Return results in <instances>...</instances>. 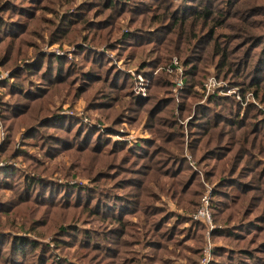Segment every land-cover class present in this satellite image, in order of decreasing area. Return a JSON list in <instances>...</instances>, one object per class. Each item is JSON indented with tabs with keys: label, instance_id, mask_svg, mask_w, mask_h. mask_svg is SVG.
Wrapping results in <instances>:
<instances>
[{
	"label": "rangeland",
	"instance_id": "374dc122",
	"mask_svg": "<svg viewBox=\"0 0 264 264\" xmlns=\"http://www.w3.org/2000/svg\"><path fill=\"white\" fill-rule=\"evenodd\" d=\"M116 1L0 0V264H264V0Z\"/></svg>",
	"mask_w": 264,
	"mask_h": 264
},
{
	"label": "trees",
	"instance_id": "16d2710c",
	"mask_svg": "<svg viewBox=\"0 0 264 264\" xmlns=\"http://www.w3.org/2000/svg\"><path fill=\"white\" fill-rule=\"evenodd\" d=\"M106 1H108L107 8L109 10H112V11L116 12L117 9H118L116 7L117 1L116 0H106ZM212 7H214V6H212ZM210 11H214V10L211 9ZM82 14H83V12H80L78 14L79 20H76L74 18L72 19V20H76L75 26L81 25V27H84V26L89 25V19L86 18V17H84ZM208 14H209V12L208 11H205L204 16L207 17ZM195 25L198 28V24L196 22H195ZM83 29H86V28H83ZM56 58H58V57H56ZM252 88H255V87H252ZM216 121H217V117L215 116V119L209 125L210 128H211L209 130H212V131L205 133V136H206L205 137V141H204L205 146H208L210 143H214L213 142L214 141V136H215V132L214 131H218L217 128H220L221 129L223 127V125L220 124V122L216 124ZM209 126H207V128ZM218 133H219V131H218ZM139 193H140L139 196L141 197L140 198L141 199L140 200V204H141L142 210H144L146 208V206H145V203H146L145 201L146 200L145 199L147 197V190H145L144 188H142ZM124 202H126V201H124ZM108 207H112V205H109ZM103 213L104 214H107L108 212H103ZM109 213H110L109 218H111L112 220L116 221L119 226H124V221H123L122 218L116 217V214H112L111 212H109ZM125 219H126V217H125ZM76 231H77V234L76 235H78V232L80 233V230H76ZM149 264H152V263H149Z\"/></svg>",
	"mask_w": 264,
	"mask_h": 264
},
{
	"label": "built area",
	"instance_id": "2783aa9c",
	"mask_svg": "<svg viewBox=\"0 0 264 264\" xmlns=\"http://www.w3.org/2000/svg\"><path fill=\"white\" fill-rule=\"evenodd\" d=\"M196 218H201L206 222H211L212 218H211V213L208 207V204H204L199 211L196 214Z\"/></svg>",
	"mask_w": 264,
	"mask_h": 264
}]
</instances>
